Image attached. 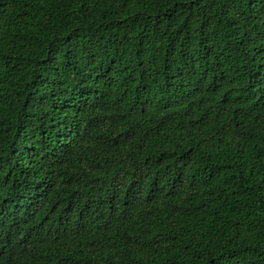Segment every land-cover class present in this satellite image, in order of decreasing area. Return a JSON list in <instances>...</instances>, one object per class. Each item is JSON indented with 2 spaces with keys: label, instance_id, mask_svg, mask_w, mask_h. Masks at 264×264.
I'll use <instances>...</instances> for the list:
<instances>
[{
  "label": "trees",
  "instance_id": "obj_1",
  "mask_svg": "<svg viewBox=\"0 0 264 264\" xmlns=\"http://www.w3.org/2000/svg\"><path fill=\"white\" fill-rule=\"evenodd\" d=\"M19 212L7 264H264V0H0Z\"/></svg>",
  "mask_w": 264,
  "mask_h": 264
},
{
  "label": "clouds",
  "instance_id": "obj_2",
  "mask_svg": "<svg viewBox=\"0 0 264 264\" xmlns=\"http://www.w3.org/2000/svg\"><path fill=\"white\" fill-rule=\"evenodd\" d=\"M19 225L14 231L3 229L0 231V264H7L8 254L11 250L27 249L35 244L36 230L30 228L23 215L19 212ZM6 232L9 235H6Z\"/></svg>",
  "mask_w": 264,
  "mask_h": 264
}]
</instances>
